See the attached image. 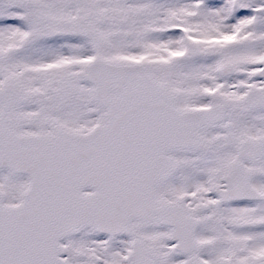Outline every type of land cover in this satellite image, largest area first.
I'll return each instance as SVG.
<instances>
[{"label":"snow or ice","instance_id":"1","mask_svg":"<svg viewBox=\"0 0 264 264\" xmlns=\"http://www.w3.org/2000/svg\"><path fill=\"white\" fill-rule=\"evenodd\" d=\"M0 264H264V0H0Z\"/></svg>","mask_w":264,"mask_h":264}]
</instances>
